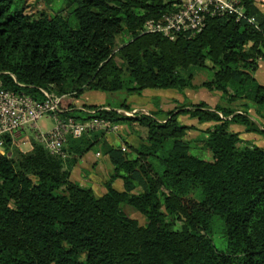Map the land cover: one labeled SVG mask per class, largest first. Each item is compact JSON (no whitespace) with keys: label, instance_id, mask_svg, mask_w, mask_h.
Segmentation results:
<instances>
[{"label":"trees","instance_id":"16d2710c","mask_svg":"<svg viewBox=\"0 0 264 264\" xmlns=\"http://www.w3.org/2000/svg\"><path fill=\"white\" fill-rule=\"evenodd\" d=\"M62 1L75 27L59 13L32 18L24 0H0L3 86L36 100L44 99L40 90L61 97L65 119L135 124L146 136L129 146L134 157L109 144L102 130L68 137L63 155L33 141L19 159L0 157V264H264V148L230 130L239 125L264 135V85L253 76L264 60V15L254 0L245 1L253 23L214 18L195 37L174 41L140 32L164 10L161 0ZM121 34L129 39L118 44ZM205 68L211 79L194 84L189 70ZM124 78L137 95L205 89L220 93L222 104L201 101L130 116L116 111H132L124 102L109 110L75 107L84 92L123 90ZM179 115L209 124L201 139L182 140L195 128L181 124ZM199 141L211 161L191 153ZM5 147L9 152V143ZM94 147L113 165L99 197L70 180ZM117 179L122 191L113 188ZM214 218L222 225L224 250L210 239Z\"/></svg>","mask_w":264,"mask_h":264},{"label":"built area","instance_id":"2783aa9c","mask_svg":"<svg viewBox=\"0 0 264 264\" xmlns=\"http://www.w3.org/2000/svg\"><path fill=\"white\" fill-rule=\"evenodd\" d=\"M246 0H161L164 10L156 17L147 19L141 25L142 34H158L174 41L178 37L193 38L214 18L228 17L235 22L253 19L245 14ZM13 78V77H12ZM14 79V78H13ZM44 99L36 100L24 93L6 89L0 80V157L9 158L16 139L23 133L36 129L35 139L52 155H63L62 148L68 137L78 138L87 132L104 131L115 133L118 125L107 119L91 118L79 122L65 119L61 108V97L40 90ZM104 110H109L107 107ZM130 116L135 111L116 110ZM87 112V111H86ZM87 113L93 114L94 111ZM41 119L52 120L51 130L43 132L37 126ZM9 143V152L5 146ZM125 151V147H121Z\"/></svg>","mask_w":264,"mask_h":264},{"label":"rangeland","instance_id":"374dc122","mask_svg":"<svg viewBox=\"0 0 264 264\" xmlns=\"http://www.w3.org/2000/svg\"><path fill=\"white\" fill-rule=\"evenodd\" d=\"M23 7L25 9L26 14L30 15L32 18H37L40 13H45L49 16L54 15L56 13L61 14L63 17L67 18L72 27H75L76 21L71 16L68 15V10L64 9V3L62 0H53L50 4L46 5L43 0H24ZM62 10V11H61ZM129 39L124 34H121L118 38V44L126 42ZM117 63L120 64V61L117 60ZM189 73L192 74V81L194 84H200L203 81L209 80L212 77V72L205 69H190ZM125 88L118 92L113 93H101V92H86L83 93L81 97L83 102L85 103H94L98 104L102 100L106 101L102 105L98 106H111V107H118L122 102L126 103L128 101H134L132 103V109L135 112L150 114L160 112H166L172 109H180L182 105H188L189 103H199L201 100L205 101L210 107H214L216 104H222L220 100V93L218 92H209L205 89H185L184 91H176V90H144L141 92L140 95H137L135 92L130 91V88L135 86L133 83L129 81V79L124 78ZM183 92V93H182ZM127 104V103H126ZM131 107V104H129ZM233 108L236 106L232 105ZM123 111V110H121ZM133 111V110H132ZM126 113V112H124ZM249 117L254 120L256 124L261 127L260 120L254 115L253 110L248 112ZM158 120H162V115L157 116ZM178 121L181 124L190 126V124H196L195 119H189L186 115H179ZM123 125V126H122ZM118 126V129L115 133H109L106 136V139L109 144L115 147H125L126 153L130 155V148L129 146L137 147L141 142L144 141L146 136V131L142 127H139L135 124L128 125V123L122 124ZM202 125V124H201ZM37 126L40 128L41 131L46 132L53 128L54 123L52 120L49 119H41L38 121ZM124 126H127L126 128ZM200 126V125H198ZM204 128L208 126V124L202 125ZM124 127V128H123ZM233 128H235L233 126ZM35 132L36 129H33ZM27 132L21 134L15 141L12 150L9 153V159H19L21 155H25L30 153L31 151V144L32 142H37L35 137V132ZM239 131V130H233ZM204 131L199 133L190 132L187 133L182 140H198L201 139L202 134ZM248 133V132H247ZM252 133V132H250ZM128 134V135H127ZM257 134V133H253ZM242 140H244V135H242ZM253 136V135H251ZM254 137V136H253ZM126 140V141H125ZM250 142L248 140H244ZM251 143V142H250ZM254 145V144H253ZM191 153L193 155L198 156L201 159L206 161H211V155L205 148L204 142L199 141V143L195 144L193 149H191ZM130 157H134L131 156ZM122 211L130 218L135 219L138 221L140 225L145 224V218L140 215L138 212L134 211L129 206H123ZM176 224H179L177 222ZM178 225H176L177 227ZM210 239L212 240L214 246L218 250H224L226 247V242L223 237L222 232V225L219 220L214 218L213 224L211 227L210 232Z\"/></svg>","mask_w":264,"mask_h":264},{"label":"crops","instance_id":"0c3cea01","mask_svg":"<svg viewBox=\"0 0 264 264\" xmlns=\"http://www.w3.org/2000/svg\"><path fill=\"white\" fill-rule=\"evenodd\" d=\"M254 5L255 7L264 15V0H254ZM254 78L255 80L260 84L264 85V60H261L258 62L257 69L254 73ZM91 92V91H87ZM86 93V92H84ZM183 93V92H182ZM83 94L74 101V105L76 108L81 109L83 105H102L103 103H106V101L102 100L98 104L94 103H85L83 102V99L81 98ZM203 101V100H201ZM134 101H128L126 102L127 104H131ZM205 102V101H203ZM194 102L193 104H195ZM206 103V102H205ZM109 108H113L111 106H106ZM134 110V109H132ZM195 122L198 124L197 120ZM200 125V126H198ZM190 124V126H193L195 130H191L190 132L194 133H199L203 130H205L208 126L205 128L202 126L204 124ZM123 126V125H122ZM233 126L235 128H233ZM125 128L127 126H124ZM123 127V128H124ZM230 130H239L236 131L239 133V137L242 139V135H244V140L250 141L252 144L264 148V135H259V134H253V133H247L245 132L244 127L239 126V125H232L230 127ZM235 132V131H234ZM128 135V134H127ZM253 135V136H251ZM126 141V140H125ZM113 172V165L110 163L108 157L106 155H103L101 151L97 148L94 147L92 150H90L88 153L83 155L77 162V164L73 167L70 173V180L73 182L78 183L80 186L89 188L92 190V192L96 196H101L104 194V188L102 186L103 182L107 180L108 176L112 174ZM113 188L122 191L123 190V183L121 179H117L113 183Z\"/></svg>","mask_w":264,"mask_h":264}]
</instances>
